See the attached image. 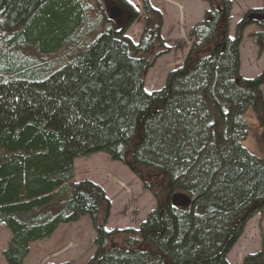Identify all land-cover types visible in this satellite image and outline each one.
I'll list each match as a JSON object with an SVG mask.
<instances>
[{"label":"trees","instance_id":"trees-1","mask_svg":"<svg viewBox=\"0 0 264 264\" xmlns=\"http://www.w3.org/2000/svg\"><path fill=\"white\" fill-rule=\"evenodd\" d=\"M201 1L210 10L189 31L182 66L147 93L146 73L164 50L159 13L147 0L136 45L102 0H94L98 16L84 0H0L5 264H22L31 244L82 217L96 234L86 264H227L246 223L264 209V131L263 157L241 144L247 117L264 128V72L249 80L239 74L246 17L230 39L231 2ZM254 44L264 53V33ZM97 153L126 166L156 202L137 230L105 231L104 193L74 180L75 161ZM175 193L189 206L173 207ZM263 258L248 255L241 264Z\"/></svg>","mask_w":264,"mask_h":264},{"label":"rangeland","instance_id":"rangeland-1","mask_svg":"<svg viewBox=\"0 0 264 264\" xmlns=\"http://www.w3.org/2000/svg\"><path fill=\"white\" fill-rule=\"evenodd\" d=\"M88 3L92 14L95 11L94 0ZM122 1V2H121ZM232 2L228 37L234 38L236 26L247 12L263 7L260 0H229ZM149 6L159 13L161 26L159 37L164 50L146 73L144 90L155 93L164 87L168 75L179 69L185 60L192 44L189 36L191 28L202 22L204 14L210 10L209 5L201 0H147ZM103 8L109 15L111 8H118L122 16L114 19L113 25L122 30L124 36L133 44L140 40L145 13L143 0H102ZM111 20V19H110ZM252 21L242 33L239 46V74L249 80L264 72V53L257 55L258 47L254 44L255 34L264 33ZM264 23V18L260 21ZM264 104V84L260 87ZM264 106V105H263ZM250 129L248 137L241 142L251 154L263 157L259 151L257 138L264 131L253 120L247 117ZM76 182L89 180L104 193L110 206L105 225L106 231L137 230L146 215L155 208L152 196L144 191L138 178L123 164L112 161L105 153H97L75 161ZM99 220L102 218L99 215ZM96 234L89 217H82L77 222L60 225L54 234L46 240L29 246V253L22 264H86L94 255L93 240ZM9 233L0 225V264H5L2 251L5 250ZM261 253L264 257V209L246 223L243 232L227 254V264H241L248 255ZM264 259V258H263Z\"/></svg>","mask_w":264,"mask_h":264},{"label":"water","instance_id":"water-1","mask_svg":"<svg viewBox=\"0 0 264 264\" xmlns=\"http://www.w3.org/2000/svg\"><path fill=\"white\" fill-rule=\"evenodd\" d=\"M108 16H109V19L111 20L118 19L122 16V11L118 8L110 9ZM261 17L262 16L258 13H250L247 16V21L251 23L252 21L260 20ZM170 202L173 207L186 208L191 203V200L184 194L175 193V194H172L170 198Z\"/></svg>","mask_w":264,"mask_h":264},{"label":"crops","instance_id":"crops-1","mask_svg":"<svg viewBox=\"0 0 264 264\" xmlns=\"http://www.w3.org/2000/svg\"><path fill=\"white\" fill-rule=\"evenodd\" d=\"M27 257V256H26ZM26 257H25V259H26ZM25 259H24V261H25Z\"/></svg>","mask_w":264,"mask_h":264},{"label":"flooded vegetation","instance_id":"flooded-vegetation-1","mask_svg":"<svg viewBox=\"0 0 264 264\" xmlns=\"http://www.w3.org/2000/svg\"><path fill=\"white\" fill-rule=\"evenodd\" d=\"M111 9H113V8H111Z\"/></svg>","mask_w":264,"mask_h":264}]
</instances>
